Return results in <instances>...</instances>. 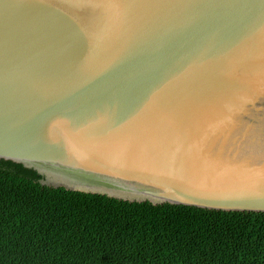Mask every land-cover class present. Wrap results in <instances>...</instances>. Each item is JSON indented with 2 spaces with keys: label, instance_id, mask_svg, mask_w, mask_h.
Masks as SVG:
<instances>
[{
  "label": "water",
  "instance_id": "1",
  "mask_svg": "<svg viewBox=\"0 0 264 264\" xmlns=\"http://www.w3.org/2000/svg\"><path fill=\"white\" fill-rule=\"evenodd\" d=\"M0 160L264 214V0H0Z\"/></svg>",
  "mask_w": 264,
  "mask_h": 264
},
{
  "label": "trees",
  "instance_id": "2",
  "mask_svg": "<svg viewBox=\"0 0 264 264\" xmlns=\"http://www.w3.org/2000/svg\"><path fill=\"white\" fill-rule=\"evenodd\" d=\"M0 160V264H264V214L52 188Z\"/></svg>",
  "mask_w": 264,
  "mask_h": 264
}]
</instances>
